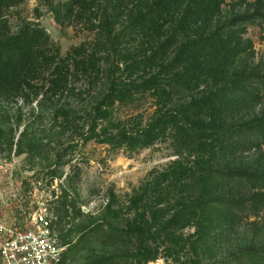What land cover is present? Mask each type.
Returning <instances> with one entry per match:
<instances>
[{"label":"rangeland","instance_id":"1","mask_svg":"<svg viewBox=\"0 0 264 264\" xmlns=\"http://www.w3.org/2000/svg\"><path fill=\"white\" fill-rule=\"evenodd\" d=\"M152 1L115 0L106 24L98 1L84 0L85 10H62L60 25L41 0H24L17 7L19 15L11 19L14 28L23 21L38 22L59 45L62 56L74 46L86 48L83 61L75 66L68 61L69 71L66 67L58 87L41 90L37 96L0 100V225L29 229L44 219L56 223L60 209L67 208L71 217L76 212L77 217L64 225L69 233L61 241L65 264H190L191 251L172 255L160 241L139 238L114 245L105 234L150 217L141 206L117 219L112 214L146 192L155 174L177 158L170 137L134 150L118 143L160 112L157 97L139 88L160 80V43L122 32L136 10ZM216 2L218 8L200 20L194 32H220L240 41L242 49L229 67L225 87L242 75L258 74L253 78L260 86L256 100L226 120L241 124L264 114V0ZM244 16L253 18L243 20ZM112 90H128L130 95L120 101ZM257 151H244L226 164L251 166ZM236 230L232 239L211 248L210 259L221 260L264 243V207L255 215H243ZM193 231L187 226L183 235ZM144 246L156 254L154 260H145L146 254L140 253Z\"/></svg>","mask_w":264,"mask_h":264},{"label":"trees","instance_id":"2","mask_svg":"<svg viewBox=\"0 0 264 264\" xmlns=\"http://www.w3.org/2000/svg\"><path fill=\"white\" fill-rule=\"evenodd\" d=\"M23 1L0 0V100L37 96L41 90L58 87L64 82L66 67L69 71L68 61L75 66L86 53L80 44L62 56L59 45L38 22L23 21L14 28L11 19L19 15L17 7ZM97 1L107 24L115 0ZM41 2L60 25L62 10H85L84 0ZM217 8L216 0H154L136 10L122 31L160 43V80L139 86L157 97L160 112L118 143L134 150L170 137L177 158L155 174L146 184V192L112 214L117 219L126 210L141 206L150 217L105 234L114 245L139 238L160 241L168 254L191 251L190 264H264V243L231 252L221 260L210 259L211 248L225 244L235 234L243 215H255L264 207V114L241 124L226 122L256 100L260 86L253 78L258 74L242 75L225 87L222 83L229 67L242 49L240 41L220 32H194L198 22ZM112 92L120 101L130 95L128 90ZM2 133L0 128V136ZM252 149L258 151L251 166L226 164ZM237 190L246 194L237 196ZM75 217L76 212L71 217L67 208L60 209L58 221L50 224L60 244L69 234L64 225ZM187 226L194 231L184 236ZM148 250L144 246L140 253L146 254L145 260H154L156 254ZM59 264H65L64 253Z\"/></svg>","mask_w":264,"mask_h":264},{"label":"built area","instance_id":"3","mask_svg":"<svg viewBox=\"0 0 264 264\" xmlns=\"http://www.w3.org/2000/svg\"><path fill=\"white\" fill-rule=\"evenodd\" d=\"M62 245L47 219L29 229L0 225V264H59Z\"/></svg>","mask_w":264,"mask_h":264}]
</instances>
